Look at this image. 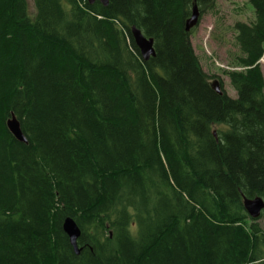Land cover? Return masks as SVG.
I'll use <instances>...</instances> for the list:
<instances>
[{
    "label": "trees",
    "instance_id": "1",
    "mask_svg": "<svg viewBox=\"0 0 264 264\" xmlns=\"http://www.w3.org/2000/svg\"><path fill=\"white\" fill-rule=\"evenodd\" d=\"M32 1L0 0V264H264L243 207L264 200V0L232 28L235 98L185 30L215 0Z\"/></svg>",
    "mask_w": 264,
    "mask_h": 264
},
{
    "label": "rangeland",
    "instance_id": "2",
    "mask_svg": "<svg viewBox=\"0 0 264 264\" xmlns=\"http://www.w3.org/2000/svg\"><path fill=\"white\" fill-rule=\"evenodd\" d=\"M30 16L35 14L32 0H27ZM253 19L252 7L247 0H215V6L199 16L191 35V43L200 59L202 68L209 75H215L222 82L227 95L236 97L230 86L225 70L233 69L235 55L239 54L234 40L233 25L237 21L249 22ZM264 81V56L259 61ZM216 78L210 81L213 83ZM264 228V215L258 218Z\"/></svg>",
    "mask_w": 264,
    "mask_h": 264
},
{
    "label": "water",
    "instance_id": "3",
    "mask_svg": "<svg viewBox=\"0 0 264 264\" xmlns=\"http://www.w3.org/2000/svg\"><path fill=\"white\" fill-rule=\"evenodd\" d=\"M108 1L109 0H88V3L92 4L94 2H99L103 6H106L108 4ZM199 16L200 14H199L198 7L196 4H194L191 10L190 17L185 22L186 31H189L191 28H193L198 23ZM130 32H131L133 41L139 50V54L142 60L146 61L150 57L155 55L152 38L145 37L142 34V32L135 26L131 27ZM212 86L216 89L217 92H220L217 81H214L212 83ZM6 126H7L8 131L13 135V137L16 140L20 142H26V139L20 129L19 122L15 118L14 115H11V117L7 120ZM243 207H244L245 212L251 219H258L264 210V200L261 197L243 198ZM62 229L64 233L67 235L74 253L78 255L81 250L77 246V240L80 236V230L76 222L74 221V219L71 217L65 218L62 223Z\"/></svg>",
    "mask_w": 264,
    "mask_h": 264
}]
</instances>
